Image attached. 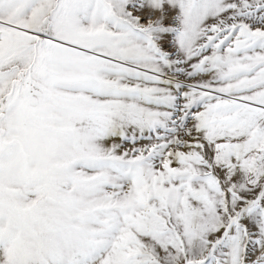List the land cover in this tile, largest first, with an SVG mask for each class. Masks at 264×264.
I'll list each match as a JSON object with an SVG mask.
<instances>
[{
    "label": "snow or ice",
    "instance_id": "obj_1",
    "mask_svg": "<svg viewBox=\"0 0 264 264\" xmlns=\"http://www.w3.org/2000/svg\"><path fill=\"white\" fill-rule=\"evenodd\" d=\"M0 264H264V0H0Z\"/></svg>",
    "mask_w": 264,
    "mask_h": 264
}]
</instances>
